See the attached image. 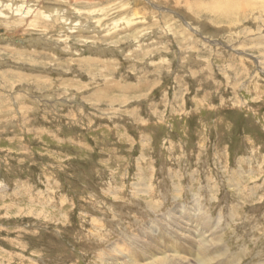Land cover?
I'll return each mask as SVG.
<instances>
[{"label": "rangeland", "instance_id": "rangeland-1", "mask_svg": "<svg viewBox=\"0 0 264 264\" xmlns=\"http://www.w3.org/2000/svg\"><path fill=\"white\" fill-rule=\"evenodd\" d=\"M196 235L264 264V0H0V264Z\"/></svg>", "mask_w": 264, "mask_h": 264}, {"label": "bare ground", "instance_id": "bare-ground-1", "mask_svg": "<svg viewBox=\"0 0 264 264\" xmlns=\"http://www.w3.org/2000/svg\"><path fill=\"white\" fill-rule=\"evenodd\" d=\"M68 19V18H67ZM181 217V216H180ZM205 220V219H204ZM195 221V220H194ZM186 225V224H185ZM188 225V224H187ZM179 226V225H178ZM193 227V226H192ZM197 230V228H196ZM200 230V229H199ZM206 230V229H205ZM177 232V231H176ZM198 233V232H197ZM212 233V232H211ZM208 234V233H207ZM198 235V234H197ZM196 235V236H197ZM214 235V234H213ZM201 237V238H200ZM198 237L197 239H200L198 244H194L193 248H189V250L186 249V247L181 246L180 244L172 245L171 246V252L172 254L168 256L167 254H161V252L158 254H154L153 257H160L161 256V261H159L160 264H181L182 262H185L188 258H192L196 260L197 264H210V261L212 260V257L209 254V250H206V243L211 240L207 238H204L202 236ZM212 237V236H211ZM186 238V237H185ZM196 238V237H195ZM173 239V238H172ZM142 240V239H141ZM161 240V239H160ZM170 240V239H169ZM175 240V239H174ZM172 240V241H174ZM189 242V241H188ZM195 242V241H194ZM162 245V244H161ZM165 246V245H164ZM168 246V245H167ZM192 246V244H191ZM205 246V247H204ZM163 247V246H162ZM210 247V246H209ZM138 248V247H137ZM170 248V247H169ZM115 250V249H114ZM123 251V250H122ZM148 251V249H147ZM165 251V250H164ZM220 251V250H219ZM170 252V253H171ZM215 252V251H214ZM125 253V252H124ZM135 253V252H134ZM212 253V252H211ZM130 254V253H129ZM169 254V253H168ZM187 254H190V256L187 257ZM131 255V254H130ZM213 255V254H212ZM129 256V255H128ZM144 256V255H143ZM142 256V257H143ZM132 257V256H131ZM218 257V255H217ZM135 258V257H134ZM128 259V258H127ZM143 259V258H142ZM155 260V259H154ZM153 260V261H154ZM158 260V259H157ZM133 261V260H132ZM129 262V261H128ZM136 262V261H135Z\"/></svg>", "mask_w": 264, "mask_h": 264}]
</instances>
